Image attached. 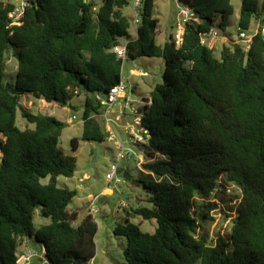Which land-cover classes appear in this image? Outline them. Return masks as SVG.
Here are the masks:
<instances>
[{
  "label": "trees",
  "instance_id": "obj_1",
  "mask_svg": "<svg viewBox=\"0 0 264 264\" xmlns=\"http://www.w3.org/2000/svg\"><path fill=\"white\" fill-rule=\"evenodd\" d=\"M155 0H142L136 36L123 13L126 0H34L23 23L8 29L10 0L0 1V264H17L27 238L40 244L48 264H87L95 256L96 223L89 214L78 226L67 207L76 191L57 187L72 177L75 158L59 149L66 124L33 114L20 99L30 94L66 107L72 95H85L81 140L103 142L102 106L94 99L121 81L123 60L161 58L162 82L138 109L149 139L144 174L134 181L149 207L124 209L126 222L113 233L126 239V264H264V37L261 28L248 49L223 45L216 58L199 35L226 25L231 0H177L198 20L187 25L182 44L172 34L158 45ZM264 0H241L239 33L261 18ZM12 32V33H11ZM126 38L125 58L113 52ZM17 60L12 83L4 82L7 54ZM150 102V104H147ZM73 109L77 108L73 106ZM32 129L16 126V113ZM79 139L70 141L72 150ZM47 179L46 183L42 180ZM224 185L240 191L227 234L211 240L199 222L212 205L204 204ZM49 222L35 229V210ZM155 221L152 233L129 221Z\"/></svg>",
  "mask_w": 264,
  "mask_h": 264
},
{
  "label": "rangeland",
  "instance_id": "obj_2",
  "mask_svg": "<svg viewBox=\"0 0 264 264\" xmlns=\"http://www.w3.org/2000/svg\"><path fill=\"white\" fill-rule=\"evenodd\" d=\"M7 1V0H0ZM12 1V0H11ZM127 5L123 8L124 15L130 23L129 34L132 38L136 36V27L132 24L134 12L132 3L134 0H126ZM98 7L102 0H94ZM177 0H155L153 7V17L158 19V35L156 42L158 45L164 44L173 33L177 21L178 5ZM233 14L227 19L226 25L219 27L220 18L214 19L213 27L218 33L214 41L213 55L218 58L223 45L228 46L238 40V17L241 6V0H231ZM261 18L251 20L250 28L244 33L247 37L254 35L260 28L264 37V11H260ZM126 38H119L118 43L123 45ZM231 41V42H230ZM239 45L244 46L243 43ZM17 60L12 54H7L5 75L3 81L12 83L16 75ZM164 72V62L161 58L141 57L135 60H123L120 76L127 90L125 98L118 99L113 109L109 113L112 119V132L116 135L119 143L132 152L125 159L119 162L116 177L123 183L115 185L114 182L106 180V174L110 171V166L115 163L117 149L113 141L108 139L105 134L103 142H90L81 140L82 120L81 114L85 99L84 94L79 96L72 95L69 105L58 107L54 103H46L35 99L30 94L21 97L20 103L33 114L51 115L59 121L66 124L62 130L59 149L66 156L75 158V172L70 178L59 176L57 178V187L67 188L76 191V196L71 200L67 207L68 212H75L76 218L72 222L73 226H78L87 215H91L96 223L97 231L94 237L95 256L87 264H126L123 258V251L126 248V239L113 233L117 224L126 222L124 209L131 213L132 209L137 207H149L144 201L145 193L142 187L136 185L134 181L147 174L142 170V164L146 162L144 150L140 145L134 144L129 140L126 128L135 127L136 119L139 115L136 113L143 105V100L150 96V92L156 85L161 84ZM134 88V92H132ZM125 102L131 104V108H125ZM73 106L77 109L74 110ZM123 112V115L119 114ZM77 119L71 121V117ZM116 117L118 119L116 120ZM16 126L20 130L25 128L32 129L29 124L20 115L16 113ZM72 138L79 139L77 150L73 151L70 141ZM43 183L47 179L42 180ZM110 190L111 192H104ZM240 200V191L232 185H224L219 188L204 204L210 203L211 208L208 213V219L200 221L198 232L200 235L207 236L214 240L218 235H225L231 227V219L234 218V212L230 211L235 203ZM91 206L96 210L90 212ZM129 221L138 225L143 232L152 233L156 227L155 221H143L138 216H134ZM49 220L40 215V209L35 210L33 225L35 229L41 225L47 224ZM40 244L33 238L25 239L19 246L17 253L19 257L32 256L27 261L28 264H48L47 260H39L41 254ZM24 259L20 261L23 264Z\"/></svg>",
  "mask_w": 264,
  "mask_h": 264
},
{
  "label": "built area",
  "instance_id": "obj_3",
  "mask_svg": "<svg viewBox=\"0 0 264 264\" xmlns=\"http://www.w3.org/2000/svg\"><path fill=\"white\" fill-rule=\"evenodd\" d=\"M11 1V0H10ZM13 4L12 9L7 14V28L13 29L14 27H19L23 23V18L27 8L34 2V0H12ZM142 0H134L132 3V10L134 12V16L132 19V24L136 27L140 21L139 12L141 9ZM198 20L195 13L188 7L178 5V13H177V21L172 33V41L174 42L176 47H180L182 44L183 34L185 27L192 22H196ZM12 33V32H11ZM218 37V33L214 27L209 29L207 32L199 35L200 44L213 50L214 41ZM251 37H247L244 32L238 34V40L235 42H231L233 44L239 45V43H243L245 49H248L249 43L251 41ZM125 46L126 42L123 45H117L113 48V52L120 59L125 58ZM127 87L125 86L123 81H119L116 85L111 87L107 94H95L94 99L100 103L102 106V112L100 117L103 120L104 129L108 126H111L112 119L109 117L110 111L113 109V106L117 102L118 99L125 98V92ZM144 104V102H142ZM150 104V102H147ZM125 108H131V104L125 102ZM137 113V112H136ZM120 115H123L122 111H119ZM77 119L74 115L71 117V121ZM106 133L108 134V139L113 141L114 147L117 149V154L115 156V163L110 166V171L106 174V180L108 182H114L115 185L123 183L122 180L116 177L118 172V164L120 161L125 159L129 155V151L119 143L116 138V135L112 132L111 129L107 128ZM126 133L128 134L129 140L137 145H142L147 142L149 139L148 130L141 127L140 125V117L136 119L135 127L126 128ZM91 214L95 213L96 210L91 206L90 209ZM32 256L30 253L27 256H21L17 260V264H20V261L24 259L23 264H28L27 261Z\"/></svg>",
  "mask_w": 264,
  "mask_h": 264
},
{
  "label": "crops",
  "instance_id": "obj_4",
  "mask_svg": "<svg viewBox=\"0 0 264 264\" xmlns=\"http://www.w3.org/2000/svg\"><path fill=\"white\" fill-rule=\"evenodd\" d=\"M134 88H132V92H134ZM146 99V98H145ZM142 100H144V99H142ZM118 119V117H116V120ZM107 128H109V129H111L112 130V126H108V127H106L105 128V132L107 131ZM129 154H131L132 152H128ZM104 192H108V193H110L111 191L110 190H105ZM41 250V249H40ZM42 251V250H41ZM40 258H39V260L40 261H43V251L41 252V254H40V256H39Z\"/></svg>",
  "mask_w": 264,
  "mask_h": 264
},
{
  "label": "water",
  "instance_id": "obj_5",
  "mask_svg": "<svg viewBox=\"0 0 264 264\" xmlns=\"http://www.w3.org/2000/svg\"><path fill=\"white\" fill-rule=\"evenodd\" d=\"M86 1V0H85Z\"/></svg>",
  "mask_w": 264,
  "mask_h": 264
}]
</instances>
